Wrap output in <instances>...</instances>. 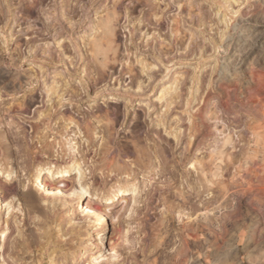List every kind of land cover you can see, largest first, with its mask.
Segmentation results:
<instances>
[{
  "label": "clouds",
  "instance_id": "obj_1",
  "mask_svg": "<svg viewBox=\"0 0 264 264\" xmlns=\"http://www.w3.org/2000/svg\"><path fill=\"white\" fill-rule=\"evenodd\" d=\"M0 264H264V0H0Z\"/></svg>",
  "mask_w": 264,
  "mask_h": 264
}]
</instances>
